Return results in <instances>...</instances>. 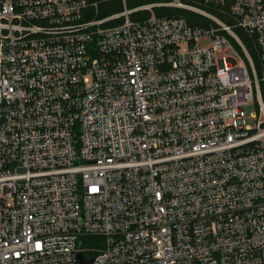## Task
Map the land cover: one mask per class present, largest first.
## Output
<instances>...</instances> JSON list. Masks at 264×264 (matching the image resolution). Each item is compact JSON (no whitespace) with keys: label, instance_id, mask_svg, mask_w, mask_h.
<instances>
[{"label":"built area","instance_id":"obj_1","mask_svg":"<svg viewBox=\"0 0 264 264\" xmlns=\"http://www.w3.org/2000/svg\"><path fill=\"white\" fill-rule=\"evenodd\" d=\"M138 2L0 0V264H264V0Z\"/></svg>","mask_w":264,"mask_h":264},{"label":"rangeland","instance_id":"obj_2","mask_svg":"<svg viewBox=\"0 0 264 264\" xmlns=\"http://www.w3.org/2000/svg\"><path fill=\"white\" fill-rule=\"evenodd\" d=\"M139 1H140V0H139ZM145 1H147V0H145ZM145 1H144V2H145ZM111 5H112V4H108V6H111ZM111 7H112V6H111ZM111 7H109V8H111ZM112 9H115L114 12H118V11H121V10L123 9V7H119V6H117L116 8H112ZM207 43H209L208 40H205V41L202 40V41H201V44H207ZM251 53H252L253 59H254L255 56L257 57V60L254 59V63H255L256 70L258 71L259 68H260V63H259L258 56H257L254 52H252V51H251ZM253 53H254V54H253ZM247 110H248V112H250V111H255L254 101H250V102L247 104Z\"/></svg>","mask_w":264,"mask_h":264},{"label":"trees","instance_id":"obj_3","mask_svg":"<svg viewBox=\"0 0 264 264\" xmlns=\"http://www.w3.org/2000/svg\"><path fill=\"white\" fill-rule=\"evenodd\" d=\"M144 1L145 0H140L138 3H141V2H144ZM109 3L110 2H102L101 3V5L99 6V10H98L99 16H105L106 14H109V13H112V12L115 11V9L109 8V7H111V6H108ZM254 59L257 60V57L255 56Z\"/></svg>","mask_w":264,"mask_h":264},{"label":"water","instance_id":"obj_4","mask_svg":"<svg viewBox=\"0 0 264 264\" xmlns=\"http://www.w3.org/2000/svg\"><path fill=\"white\" fill-rule=\"evenodd\" d=\"M77 257L79 260L78 264H90L93 260L92 258L87 259L84 253L82 252H80Z\"/></svg>","mask_w":264,"mask_h":264}]
</instances>
